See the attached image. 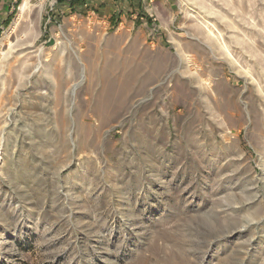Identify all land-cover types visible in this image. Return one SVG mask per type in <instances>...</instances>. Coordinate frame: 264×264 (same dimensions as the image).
<instances>
[{
	"label": "rangeland",
	"instance_id": "374dc122",
	"mask_svg": "<svg viewBox=\"0 0 264 264\" xmlns=\"http://www.w3.org/2000/svg\"><path fill=\"white\" fill-rule=\"evenodd\" d=\"M99 2L0 0V264H264V0Z\"/></svg>",
	"mask_w": 264,
	"mask_h": 264
},
{
	"label": "bare ground",
	"instance_id": "6f19581e",
	"mask_svg": "<svg viewBox=\"0 0 264 264\" xmlns=\"http://www.w3.org/2000/svg\"><path fill=\"white\" fill-rule=\"evenodd\" d=\"M27 12H29L28 4H27L26 1H24V2L20 5V7H19L18 18H17V20L14 22V24H13V26H12V29H11L10 33L13 32V31L17 28V26H18L20 20L24 17V15H25ZM10 33H9V34H10ZM7 37H8V36H7Z\"/></svg>",
	"mask_w": 264,
	"mask_h": 264
},
{
	"label": "crops",
	"instance_id": "0c3cea01",
	"mask_svg": "<svg viewBox=\"0 0 264 264\" xmlns=\"http://www.w3.org/2000/svg\"><path fill=\"white\" fill-rule=\"evenodd\" d=\"M90 1L92 2V1H95V0H86V5H87ZM100 1H101L102 3H104V4L102 5V10H103V9H105L106 6H107V5L105 4V2H107V0H100ZM101 2H99V3H101ZM102 3H101V4H102ZM104 5H105V6H104ZM0 20H1V19H0Z\"/></svg>",
	"mask_w": 264,
	"mask_h": 264
}]
</instances>
